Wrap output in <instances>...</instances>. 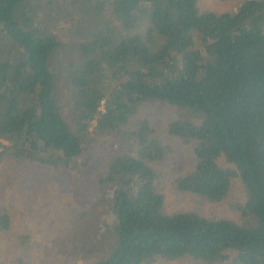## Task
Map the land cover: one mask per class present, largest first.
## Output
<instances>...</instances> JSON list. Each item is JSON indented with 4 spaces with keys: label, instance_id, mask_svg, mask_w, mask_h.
<instances>
[{
    "label": "trees",
    "instance_id": "obj_1",
    "mask_svg": "<svg viewBox=\"0 0 264 264\" xmlns=\"http://www.w3.org/2000/svg\"><path fill=\"white\" fill-rule=\"evenodd\" d=\"M41 1L0 0L7 262L264 264V0Z\"/></svg>",
    "mask_w": 264,
    "mask_h": 264
},
{
    "label": "rangeland",
    "instance_id": "obj_2",
    "mask_svg": "<svg viewBox=\"0 0 264 264\" xmlns=\"http://www.w3.org/2000/svg\"><path fill=\"white\" fill-rule=\"evenodd\" d=\"M50 1L51 0H43L41 2H47V4H48V3H50ZM61 1H63V0H61ZM237 5H239L238 2H237ZM37 12H38V14L40 16V19H41L44 16V12L42 11L41 7H39L37 9ZM58 61H59V59H54L53 60V62L56 65L55 68L57 69L59 75H63L65 70H64L63 66H61L60 63H58ZM110 140H111V138L105 139L103 146H107L108 143L110 142ZM78 186H79V190L76 191V193L77 194H81L82 192H86L88 194V198H91L89 195L96 188L95 183L89 184V182L87 180V176L84 177V179L79 183ZM163 186L165 187L164 188V192H165V194L167 196L168 210L173 211V210L178 209L179 207H181V205H178L176 203V201L179 198L174 197L173 195L171 196V189L169 187H166L165 185H163ZM56 191H62V188L58 184L49 183V185H48V197L45 196L43 198L44 201L49 204V206L52 205V204H56L55 201H58L57 198L54 201V196L55 195H53V193L56 192ZM78 200L80 201L81 197H79ZM190 201L191 200H189V202ZM183 206H186V204H183ZM203 206L208 211L213 209V205H203ZM17 208L22 212L21 217H22V220L25 221V225L28 228V230L31 231L32 229H34V227L35 228L39 227V225L37 223H35L36 222L35 217L37 215V212L35 210L31 209L30 206H28V204H25L23 206L19 202L17 203ZM101 208L102 209H106L107 206L102 205ZM105 211H107V213H108L109 210H105ZM107 213H105L103 215V219H107V217H108ZM56 216H57V213H56ZM39 220L42 222L41 218H39ZM102 222H103V220H102ZM59 225L61 227L64 226V224H59ZM100 225H101V221L96 219V217H92L91 221L86 225V227H82V229L80 231H82V233L85 234L86 236H91L93 239H96V238H98L97 237L98 236V231L97 230H98ZM32 236L34 237L33 241H32L33 245L34 246L37 245V246H40V248H42L44 245L42 244L43 240L41 239V237L36 232H33ZM99 239H101V238H99ZM102 241H105V240H102ZM8 244L10 246H12L13 248H15V245L12 242V240ZM104 248H102V250ZM2 250H6V246H4ZM8 260H10L9 256H7V258H6V255L1 251V253H0V264H10L9 262H7ZM75 264H85V262L83 260H78V262H76Z\"/></svg>",
    "mask_w": 264,
    "mask_h": 264
},
{
    "label": "built area",
    "instance_id": "obj_3",
    "mask_svg": "<svg viewBox=\"0 0 264 264\" xmlns=\"http://www.w3.org/2000/svg\"><path fill=\"white\" fill-rule=\"evenodd\" d=\"M0 142L3 144V145H7V141L6 140H1L0 139ZM2 149V148H1Z\"/></svg>",
    "mask_w": 264,
    "mask_h": 264
}]
</instances>
